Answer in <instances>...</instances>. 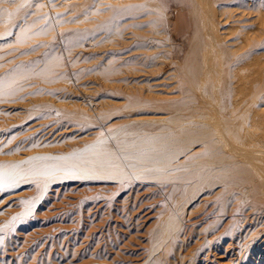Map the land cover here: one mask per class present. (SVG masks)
Instances as JSON below:
<instances>
[{
  "label": "rangeland",
  "instance_id": "374dc122",
  "mask_svg": "<svg viewBox=\"0 0 264 264\" xmlns=\"http://www.w3.org/2000/svg\"><path fill=\"white\" fill-rule=\"evenodd\" d=\"M70 4L56 6L60 17L46 6L26 37L0 40V54L26 52L9 67L0 59V165L73 157L46 161L59 168L49 176L24 165L17 185L0 191V264H142L167 226L177 237L164 264H264V202L244 213L228 202L219 212L217 186L172 189L196 167L169 165L204 125L178 81L182 70L164 65L181 40L148 51L161 57L146 67L136 57L142 52L120 57L129 49L120 45L125 34L115 45L104 33L94 36L85 9ZM186 34L193 37L185 27ZM88 159L96 163H81ZM175 212L181 228L174 229Z\"/></svg>",
  "mask_w": 264,
  "mask_h": 264
},
{
  "label": "bare ground",
  "instance_id": "6f19581e",
  "mask_svg": "<svg viewBox=\"0 0 264 264\" xmlns=\"http://www.w3.org/2000/svg\"><path fill=\"white\" fill-rule=\"evenodd\" d=\"M42 1L0 0V40L5 36L26 37L25 31L36 26L38 17L44 15L43 12L47 15V9L50 14L60 17L61 14L55 11L56 6L75 7L70 4L72 0H46V5ZM76 1V7L85 9L84 19L87 16L91 19L88 30L94 36L104 33L114 44L125 34V42L120 45L129 49L120 54L121 58L142 52L136 57L141 55L146 67L155 66L154 60L161 55L153 56L148 51L170 39L181 40L180 46L170 45L169 58L163 57L164 65L182 70L178 81L192 92V105L204 117V125L197 139H193L188 150L182 153L183 159H176L169 165L176 171L187 165L196 167L177 176V183L171 186L173 191L217 186L221 195L217 204L219 212L228 202H233L235 212L243 213L263 204L264 0ZM246 15L250 18L242 20ZM168 18L176 21L169 24ZM237 20L240 28L232 26ZM185 27L192 30V38L189 39L187 34L182 38ZM184 49L188 51L183 54ZM25 53L15 56L12 51H7L0 54V59L3 58L2 64L9 67L16 57ZM242 214L243 220L246 215ZM174 220L179 222L174 229L181 228L182 216L176 213ZM165 231L168 226L164 230V239L155 240L148 260L142 264H160L161 257L168 259L169 247L175 245L177 233L172 236Z\"/></svg>",
  "mask_w": 264,
  "mask_h": 264
},
{
  "label": "snow or ice",
  "instance_id": "6c2138e0",
  "mask_svg": "<svg viewBox=\"0 0 264 264\" xmlns=\"http://www.w3.org/2000/svg\"><path fill=\"white\" fill-rule=\"evenodd\" d=\"M94 146H86L84 149V152H90L91 149ZM83 155L77 154L76 158L80 159V157ZM94 155V154H93ZM73 157H36L32 160L28 161H21L17 164H8V165H0V191H4L7 188H12L17 185L18 180L21 178V173L24 170V165H28L27 172L31 174H35L38 176H49L54 171L59 170L58 167L54 168L48 164H46V161L50 160H68L72 159ZM81 163L85 164H95L96 161L94 159H88V160H81ZM101 167L105 166V163H101ZM23 204H30V201H21ZM17 217H13L12 220L15 221Z\"/></svg>",
  "mask_w": 264,
  "mask_h": 264
}]
</instances>
